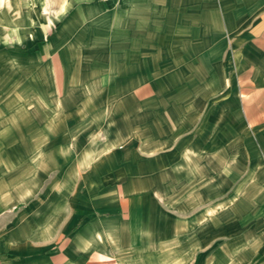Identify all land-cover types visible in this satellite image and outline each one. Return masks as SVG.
Instances as JSON below:
<instances>
[{
    "label": "crops",
    "instance_id": "0c3cea01",
    "mask_svg": "<svg viewBox=\"0 0 264 264\" xmlns=\"http://www.w3.org/2000/svg\"><path fill=\"white\" fill-rule=\"evenodd\" d=\"M216 14L217 33L204 37L200 54L233 50V101L222 115L201 129L198 110L178 104L171 76L159 83L173 85L153 92L147 55L135 47V67L126 58L101 106L82 107L88 123L73 126L69 116L58 125L48 115L38 128L56 171L50 196L29 199L22 166L14 164L9 185L0 166V264H264V0L220 2ZM74 137H89L78 159ZM37 149L13 162L38 156L25 169L42 167Z\"/></svg>",
    "mask_w": 264,
    "mask_h": 264
},
{
    "label": "rangeland",
    "instance_id": "374dc122",
    "mask_svg": "<svg viewBox=\"0 0 264 264\" xmlns=\"http://www.w3.org/2000/svg\"><path fill=\"white\" fill-rule=\"evenodd\" d=\"M230 1L0 0V134L5 136L0 137V154L6 161L0 166L8 170V185L14 182V164L21 165L18 172H22L29 199L37 201L42 192L52 194L56 171H52L50 144L36 133L38 128L48 115L58 125L69 116L73 126L88 123L82 107L101 106L104 96L110 94L111 81L125 72L126 58L135 67L139 56L135 47L142 46L143 58L147 55L143 69L148 66L152 91L173 85L159 83L162 75L176 79L178 104L198 110L201 129L207 128V117L218 118L223 103L233 101L228 80L234 72L231 47H216L215 54L205 60L200 54L205 52L204 37L213 38L217 33L218 23L214 22L220 2ZM158 102L153 100L151 106ZM21 119L27 121L22 138ZM232 128L235 134L244 131L235 117ZM216 129L220 139L225 128L216 122ZM19 135L21 146L14 141ZM88 138H73L76 159L82 157ZM57 140L58 146L66 143L64 137ZM37 148L45 152L42 167L25 169L38 156L26 155L21 164L13 162L15 156L22 157V151ZM62 171L61 167L59 173Z\"/></svg>",
    "mask_w": 264,
    "mask_h": 264
}]
</instances>
